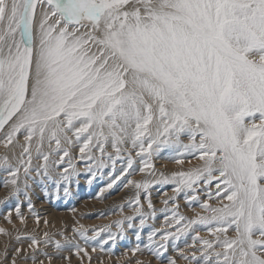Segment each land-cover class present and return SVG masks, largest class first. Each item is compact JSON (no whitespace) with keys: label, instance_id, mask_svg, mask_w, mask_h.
<instances>
[{"label":"bare ground","instance_id":"1","mask_svg":"<svg viewBox=\"0 0 264 264\" xmlns=\"http://www.w3.org/2000/svg\"><path fill=\"white\" fill-rule=\"evenodd\" d=\"M96 1L100 3L106 0ZM137 1H134V3ZM242 1L245 0H163V5L157 6L158 0H143L147 5L142 7L141 0L138 12L136 10L134 12L130 11L131 9L128 6L117 8V11H105L102 13L100 23L95 26L93 24L89 25V21L82 18L79 20V24L65 21L63 16L65 11H62L64 7H68L73 2L86 5L83 0H59L60 4L56 6L47 0H26L24 3L23 0H0V40H5L7 35L14 34L15 30L19 31L16 29L17 26L23 29L25 50L21 73L26 88L15 111L16 114L12 115V119L10 118L9 122L3 127V134L0 139L9 130L18 132L17 127L19 130L22 127L28 128L27 132L20 130L21 132L18 134L15 133L17 136L11 137L10 141L6 138L2 142L0 141L1 205L5 203L7 195L9 196V193H11L9 191L11 186L15 185L14 181H17L16 178L20 179L23 177L22 174H24L25 170L29 172L35 170L37 176H35L36 179L30 175L27 176V179L29 177L33 181L31 183L28 182V185L32 186L43 179L39 176V173L45 166L36 165L38 161L36 162L30 158L32 157V151L35 153L37 149H42V153L47 151V149L49 151V147H45V142L46 144L50 143V139H44L43 142L42 139H38L39 135L32 138L33 140L28 135L31 131H36L45 126V123H52L53 125L52 131L49 134L46 133L49 135L48 137L53 136L56 140L61 139L64 143L70 139L67 140L66 135L63 134L74 129L79 130L78 134H84L82 140L93 139L96 135V123L98 125L99 122V127L103 128L104 124L100 123L103 120L100 117L107 111L109 117L107 120L111 121V125H107L106 128L116 129L117 138L125 136L126 138L124 139L128 140L129 144L140 143L137 134L139 132L142 133V129H140L141 123L145 118H148L145 112L147 110L146 107L149 106L150 98L147 97L149 100L147 99L148 101L145 100L142 103L139 95L137 97L132 93L131 87L138 88L139 84L145 87L142 84L144 79L149 83L154 82L153 80L156 79V75L151 73L152 70L148 73L141 69L140 64L142 63L140 62L145 63L146 61L148 62L146 67L150 69L161 68L163 73L160 72L159 75L174 82L173 85L177 87L175 90L180 89V91L190 93L193 101L192 109H194L195 114L199 113V119H203L202 121L204 122L201 124V120L196 119L200 121L198 123V125L200 124V132L203 130V135H200L199 138L196 136H191L190 138L186 135L188 138L183 139L181 134L178 133L179 131L177 133L172 131V134L167 135L168 137L160 143L167 144L168 148L170 147L171 149L172 147L173 149L178 147L183 152L196 148L200 152V167L204 165L205 158L212 152L215 154L217 151H222L223 156L220 160L226 166V169L222 168V179L226 180L223 182L222 187H227L224 191L227 194V202L223 201V204L226 203L231 206L236 203V205H239V213L235 210L237 208L235 207L230 212L232 217L225 216L224 219H234L236 224L242 225L241 229L236 228L237 225L236 227L230 225V229L227 227L222 232L231 240H239L243 237L242 229L246 231L247 227L253 226L252 228H255L257 225L260 226V233H262L264 231V218L260 210L264 202H259L261 199L258 198V195L264 186L260 184V180L254 174L255 171H253L251 166L253 162L249 154L253 150L256 138L264 134V83L260 79L264 75V53L262 52L263 48L255 51L250 49L252 44L256 43L254 45L257 46L260 41H256L261 37L264 38V0H252L253 5L250 8L244 6ZM172 8L174 9L172 10ZM17 16L21 17V21L15 24ZM9 24L11 29L2 38L1 36ZM221 24H223L222 28ZM263 45L261 46L263 47ZM1 51L0 49V53ZM126 69L129 71L128 73L126 72V80L123 81L125 91L115 95L114 89L117 88L118 84L122 85L121 77ZM2 70L4 71L1 72L0 69V84L3 81L5 82L3 75L6 76V70ZM17 76L16 74V78ZM6 78L8 79V77ZM14 80L16 81V79ZM158 84L152 89L154 93L159 95L158 99L156 98L157 100L151 103L155 107L154 115L157 119H151L154 124L156 123V126H152L154 127L150 136L152 143H146L149 151L154 146L153 143H156L155 140L158 137L156 135H158L157 133L161 131L164 125L169 124V127H173V123L178 121L179 117L177 113L172 111V106H175L176 103L170 100L167 95L171 94V90L167 88L168 84L166 85V82L161 78ZM92 98L98 100L97 114L92 118L95 124L88 117L84 119L75 118L77 115H85L87 113L84 112L85 108L83 106L89 105ZM151 109L148 110L150 111ZM46 113L52 115V118H46ZM246 115H248L247 120H245ZM61 116L64 117L62 123H65L66 127L56 129L54 125L60 121ZM35 117L41 118L35 123L32 122L33 120L30 121ZM179 122L175 125H178ZM195 124L197 123L195 122ZM179 128L182 129L181 127ZM192 128L190 127V130ZM196 128L194 129L198 131ZM146 129L150 130L148 126ZM120 134L124 136H120ZM175 136L176 139L174 138ZM17 137H20L22 141L20 142V138L16 140ZM105 141V139H102V142ZM118 142H114L113 145L115 144L117 147L125 145ZM36 143L37 146L34 147ZM82 143L84 142L82 141ZM125 146H127V142ZM54 148L56 147L54 146ZM29 150H32L31 155ZM166 152L171 153L172 151L168 150ZM148 155L151 156L150 152L147 153ZM262 156L264 158V151ZM262 156L260 155L259 159H262ZM37 157L38 155H36L35 159ZM50 158L56 161L58 157L55 155L49 156L48 159L46 157L45 161ZM158 159L160 160L161 158ZM194 162L192 159H179L176 162H171L163 158L159 162L163 168H159V173L170 172L173 175H179L183 170L192 168L195 165ZM263 163L262 165H264ZM38 166H41V168L37 170ZM25 167V170L22 169ZM54 169L56 170L55 167ZM3 174L6 175L4 176ZM129 182L132 184L136 182V179L134 178ZM38 191L33 190L32 194L26 195V197H29L27 202H25L24 197L23 202L12 204L11 207L0 208V264L7 257L6 249L9 245L15 244L17 248L14 249L11 258H7L8 264H16L15 257L27 254L26 250L28 249H25L27 245L29 247L35 246L32 240L19 241L16 235L19 234L17 233L18 231L27 232L31 228L33 233L36 232L35 228H39V226H33L34 221L40 222L41 226L46 221L54 225L59 223L61 212L55 211L54 208H49L50 206H47L48 209L45 208L44 212L46 214L38 220L28 219V212L31 210L37 211L38 208L30 203L41 206V203L44 202L40 201L41 196ZM73 195L68 197L72 198ZM119 195L117 199L122 196V194ZM85 197L86 195H83L82 198ZM71 198H68L69 202L73 201L70 200ZM87 201H84L81 206L87 205ZM5 211L7 212L5 213ZM219 211L221 212V210ZM221 213L226 214L225 212ZM221 213L218 212V216ZM203 229L201 227L200 237L204 234ZM246 232L248 233V231ZM35 238L37 239L38 236ZM222 239V237L216 236L217 242ZM21 246L24 249H20ZM52 254L48 257L50 258ZM251 257L253 258V255ZM246 258L248 259V256ZM256 258L264 263V255L260 254ZM41 259L40 261L42 262L43 259ZM53 263L69 264V259H53Z\"/></svg>","mask_w":264,"mask_h":264},{"label":"rangeland","instance_id":"2","mask_svg":"<svg viewBox=\"0 0 264 264\" xmlns=\"http://www.w3.org/2000/svg\"><path fill=\"white\" fill-rule=\"evenodd\" d=\"M25 1L26 0H23V3ZM47 1L54 3L55 6L60 4L59 0ZM134 1L137 0H106L100 3H98L96 0H83L86 5L80 4L79 2H73L72 4L68 5V7H64L62 11L66 12L63 13V16L65 21L68 23H78L82 18L89 21V25L93 24L96 26L100 23L102 13L105 11H117V8L128 6L131 9L130 11L134 12L136 10V12H138L141 0H138L136 3H134ZM253 1L245 0L242 2L244 3V6L250 8L252 7L251 5H253ZM137 3L138 5H136ZM141 3L142 7H146L147 4H145L143 0ZM163 3V0H158L156 5L162 6ZM56 9L58 8L56 7ZM173 9L174 8H172V10ZM19 16H17V21L15 24L21 21V17ZM9 26L10 24L7 26L8 30L6 29L3 32L1 36L2 38L4 35L6 36L9 29H11ZM222 27L223 24H221V28ZM16 29L19 31L15 30L16 32L14 31V34L7 35L5 40L2 38V40H0V49L2 50L0 53V69L1 72L4 71L2 69L6 70V76L3 75V80H5V82L3 81L2 84H0V136L3 134V127L5 124L9 122V119L12 117V115L16 114L15 111L18 108V105L20 104V101L26 91L25 83L23 82L24 79L21 73L25 50V41H23L24 33L20 26H17ZM263 39L264 38L261 37L258 41H256H260V44L255 46L254 44L256 43H254L250 49L255 51L256 49L263 48L262 52L264 53ZM261 45H263V47ZM140 63L143 64H140L141 69H144L148 73L150 70H152L151 73L156 75L155 78L157 79H155L157 82L153 80L154 82L152 83H149L146 79H144L142 84L145 85V87L141 84H139L138 88L131 87L132 93H134V95L137 97L139 95L142 103L145 100L148 101V98H150L148 102L149 106L146 107L147 110L145 112L146 117L148 118H145L141 123L140 129H142V133L139 132V134H137V138L139 139L140 143L135 142L129 144L128 140L124 139L126 137L123 134H120V136L124 137L117 138L115 134L117 133L116 129L111 127L106 128L107 125H111V121L107 120V118H109L107 111L104 112L100 117V119L103 120V122L100 121V123L104 124V126H101L105 128L103 130V128L99 127V122L98 125L96 123V135L93 139L82 140L84 138V134H78V129H74L63 134L66 135L67 140L70 139L68 141L69 143H64L61 139L56 140L53 136L49 138V135L46 133L49 134L52 131V123H45V126H42L36 130L37 132L31 131L28 135L31 139L39 135L38 139H42L43 142L44 139L51 140L52 138L51 141L49 140L50 143L46 144L45 142V147H49V151L47 149V151H43L42 153V149H37L35 154L34 151H32V148V150H29L30 155L32 151V157L30 159H34L36 162L38 161L39 164L37 163L36 165L45 166L41 173H39V176L43 179L37 181V183H34L32 186L28 185V182L31 183L33 181H31L29 177L27 179V176L30 175L35 179L37 177L35 170L29 172L25 170L26 167L22 168L25 170L24 174L26 172L27 173L25 175L22 174L24 178H16L17 181H14L15 185H12L9 191L11 193H9V196L7 195L3 205L0 203V208L2 209V207L5 206L11 207L12 204L23 202L24 197L25 202H27L29 197H26V195L32 194L33 190H39L38 192L41 196L40 201L44 202L41 203V206H38V204L35 203H30L32 206L38 208L37 211L31 210L28 212V219L32 220L33 218L38 220L39 218L43 217L44 214H46L44 211L48 209L47 206H50L49 208L51 209L54 208L55 211L61 212V216L59 215V223H57V225L46 221L45 224L42 223L43 226H41L40 222L34 221L33 226H39V228H35L36 232L33 233L31 228H29L27 232H23L21 230L17 232L19 233L16 234L19 241L32 240V242H34L33 245L35 246L29 247V245H27L25 248L28 249L26 250L27 254L24 256L19 255L15 257L16 264H54L53 259L55 260L58 258L64 260L65 258L69 259V264H264L256 258L260 254L264 255V231H261L262 233H260V226L256 225L255 228H252L253 226L251 227L248 225L249 227H247L246 231H248L250 234L242 229L243 237H241L239 240H231L227 238L222 232L230 225L235 227L237 225L236 228H240L242 226L240 224H236V220L234 221V219H224L225 216L232 217L230 212H232L235 207L238 208H235V210L238 212L239 205H236V203L231 206L226 203L223 204V201L227 202V194L224 193L227 187H222L223 182L226 181L224 178L222 179V168L226 169V166L220 160V158L223 156L222 151H217L215 154L210 152L211 154L208 155L211 157L208 156L205 158L204 165L200 167V152L196 150V148H191L188 151L183 152L179 150L178 147H176V149H173L172 147L171 149L170 147L168 148L167 144L160 143L164 141L169 135H171L172 131L176 133L179 131L178 133L181 134V138L183 139L188 137L191 138V136H196L199 138L200 135H203V130L200 132V124L198 125V123L200 122L199 120H201V124L204 122L202 121L203 119H199V113L197 112L195 114L194 109H192L193 101L191 99L190 93H186V91H180V89L175 90L177 87L176 85H173L174 82L169 81L167 78L164 79L159 75V73L162 71L161 68L150 69L146 67L148 62L145 61L146 64L144 62ZM128 71L129 70L126 69L124 71L125 74L122 72V85L118 84L119 86L117 85V88L114 89L116 93L115 95L121 94L123 91H125V84L123 81L126 80L125 75L128 73ZM13 74L14 76H12ZM16 74L18 75L17 78ZM6 77H8V79ZM13 78L16 79V81ZM160 78L166 82V85L168 84L167 88L171 90V94L167 95L170 97V100L176 103L175 106H172V111H174L173 113H177L179 117L177 119L178 121L173 123V127H169V124L164 125L161 131L157 133L158 135H156V137L158 136L157 139L159 140H155L156 143H153L154 146L149 151V149H147L146 143H152L150 136L152 135L153 129L156 126V123L154 124L151 119H157V117L154 115L155 107L151 103L156 101L159 95L154 93L152 89L159 85L158 81ZM260 79L262 80L261 82L264 83V75L261 76ZM153 97H155V99H153ZM97 104L98 100H96V98H92L89 105L83 106L85 108L84 112L87 113H85V115H77L75 118L84 119L85 117H88L94 122V119L92 118L95 116V114H97ZM95 109L96 111H94ZM148 109L151 110L149 111ZM45 116L46 118H52V115L49 113H46ZM41 117H35L30 121L33 120L32 122L35 123ZM247 117L248 115L245 116V120H247ZM63 118V116H61L60 119L58 118L60 121L56 119L58 122L56 125H54V128L55 126L56 129L66 127V124L62 123ZM193 118L195 119L193 120ZM177 122H179L178 125H175ZM195 122L197 124H195ZM142 125H144L145 128L142 127ZM147 126L150 128V130L146 129ZM190 127L193 128L190 130ZM22 128L20 130L24 132L28 131V128ZM194 128H196L198 131H196ZM16 129L18 132L16 130V132H12L10 130L7 131L0 141L2 142L4 138L9 139L8 141H10L11 137L17 136V134L21 131L18 129V127ZM191 131L192 134L194 133V135L191 134ZM15 133L17 134L15 135ZM25 136L27 135L25 134ZM259 137L256 138V142L252 150L253 152L250 151L249 156L254 163L251 164L253 171H255L254 174L257 176L258 180H260V184H263L264 186V165H262L264 162V158L262 156V152L264 151V139L262 138H264V134L261 135L260 138ZM18 138L20 137H17L16 140H18ZM174 138L176 139V136ZM102 139H105L106 141L102 142ZM21 141L22 139L20 138V142ZM82 141L84 143H82ZM114 142H118L120 144L123 143L125 145L127 142V146L121 145V147L118 146V148L115 144V146L113 145ZM36 146L37 143L34 147ZM52 146H55L56 148L53 149ZM168 150L172 152H166ZM149 152L151 156H147V153ZM36 155H38V157L35 159ZM53 155L58 157L56 160L57 162L53 158L45 161L46 157L48 159L49 156ZM260 155L262 156V159H259ZM67 156L69 157L66 158ZM70 157L71 159H69ZM158 158H164L165 160L171 162H176L179 159H192L195 161V165L190 169L183 170V172L179 175H173L170 172H164V170H162L164 174H161L159 173V168H163L159 163L161 159L159 160ZM39 168H41V166H38L36 169L38 170ZM3 175L5 176L6 174ZM134 178L136 179V182H133L135 184H131L129 181ZM22 183L25 184L23 185ZM72 186H74V188H72ZM53 187L56 191L53 189ZM260 192L261 193L259 194L260 196L258 195V198L261 200L259 202H264V187ZM119 194H122V196ZM72 195V198L68 197ZM83 195H86L87 199L86 197L82 198ZM118 195L120 197L117 199ZM68 198H71L70 200L73 201L69 202ZM20 199L23 200L21 201ZM86 200H88L87 205H85L86 207H82L81 204L84 201L86 202ZM219 210H221V212H225L226 214L221 213ZM260 211L264 218V204L261 206ZM6 212L7 211H5V213ZM218 212L221 213L219 216ZM201 227L202 229L204 228V234L202 237H200ZM36 236H38L37 239L35 238ZM216 236H220L223 239L218 240L217 242ZM16 246L17 245L15 244H11L7 247V257L5 258V261L3 259L2 264H4V262L5 264H8V259L11 258V254L13 253L14 249L17 248ZM20 249L24 248L21 246ZM50 254H52V256L49 258L48 256ZM251 254L253 255V258L251 257ZM246 256H248V259ZM253 261L254 263H252Z\"/></svg>","mask_w":264,"mask_h":264}]
</instances>
